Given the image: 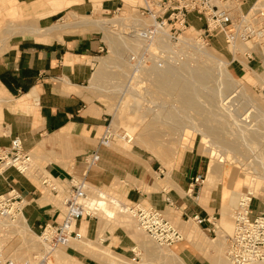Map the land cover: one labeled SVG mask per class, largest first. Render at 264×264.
Returning <instances> with one entry per match:
<instances>
[{
	"label": "crops",
	"instance_id": "0c3cea01",
	"mask_svg": "<svg viewBox=\"0 0 264 264\" xmlns=\"http://www.w3.org/2000/svg\"><path fill=\"white\" fill-rule=\"evenodd\" d=\"M238 1L244 12L254 2ZM129 2L0 0V147H8L20 137L36 161L35 172L50 176L64 193L72 189V180L85 178L89 197L92 190L105 191L127 205L155 207L175 219L180 215L186 223L196 222L194 217L199 216L204 220L196 222L200 231L213 235L222 218L223 195L232 186L222 192L221 184H214L200 198L196 196L198 185L210 179L206 156L191 150L181 154L173 167H166L130 146L132 142L116 140L109 147L99 146L110 114L91 92L90 82L108 44L100 30L71 19L104 18L122 12L126 5L139 10L138 3ZM12 20H16V28L6 29ZM188 22L194 29L205 26L195 13L188 16ZM95 150L100 161L89 167L87 156ZM38 174L30 177L15 168L7 169L0 175V196L14 188L24 200L28 226L39 235L46 226L62 223L65 212L42 189ZM196 178H200L198 183ZM260 203L258 210L252 208L253 215L262 211ZM74 229L83 238L97 241L102 231L100 218L85 216ZM104 231L115 250L132 248L133 240L122 227ZM71 243L68 250L90 258ZM178 249L186 264H215L186 244ZM90 261L98 263L92 257Z\"/></svg>",
	"mask_w": 264,
	"mask_h": 264
},
{
	"label": "rangeland",
	"instance_id": "374dc122",
	"mask_svg": "<svg viewBox=\"0 0 264 264\" xmlns=\"http://www.w3.org/2000/svg\"><path fill=\"white\" fill-rule=\"evenodd\" d=\"M129 1L144 6L143 0ZM255 3V8L264 9V0H254L252 6ZM238 4L240 3L238 2L234 6L237 7ZM239 15L240 13L236 12V16ZM107 20L109 22L111 21V23L116 22L115 25L117 27H108L109 29L102 28L99 22H105ZM134 20H140L142 25L152 23L150 18L141 17L139 10L129 5H126L121 14H112L104 18L82 16L71 19V21H80L84 24L86 22L89 24L92 23L90 24V26L94 27L92 29L100 30L104 41L108 44V50L100 59L94 78L90 82V90L99 102L107 108L110 114L108 124H112L110 127L111 130L114 133L118 132L117 134L120 136L130 132L128 136L131 137L133 143L130 146H134L139 151L158 159L166 167H173L181 154L191 150L198 151L200 154L206 156L210 162V166L214 164L213 166L215 167V172H213L215 177L211 176L208 183L211 185L221 184L220 190L222 192L228 186H232L231 191L236 196L232 200L231 205L229 204L227 211H225L226 214L222 212V218L221 216L219 217L221 219L217 221L216 232L213 235H206L200 231L194 221L186 223L180 215H178V219H175L172 215H165L180 230L185 238L184 241L173 247L158 244L139 228V224L132 213L120 212L119 208L114 207V210L117 212L115 218H109L100 211H95V215L100 218L102 231L97 241L88 239L92 246L86 245L85 249L90 254L87 255L81 248L76 247L86 253L87 256L95 259L98 263L91 262L88 257L83 258L79 254H75L73 251L68 250L67 247L56 249L59 250L60 254L64 255V264H106V257L94 253L96 251L94 249L100 247L109 249L110 253L113 252L112 255L118 254L119 258L133 264L143 260L144 264H181V260L175 257L171 258L167 253H171V251L179 252L178 248L186 244L190 249L201 253L204 259H209L215 264H229L227 260V249L230 243V237L234 233V214L241 197L250 192L253 196L259 198L254 200L253 209L258 210L260 208L259 203L261 202L262 211H264V49H261L264 47V40H259L262 43L261 48L258 44V39H253L247 44L248 48H254L253 50L256 53V55L254 54L256 61L252 62L250 66L244 56V52L237 53L239 50L244 51L246 49L244 45L236 42L237 44H235L239 47L234 48L232 44L230 49L234 53H237L232 54L225 42V36L223 34L215 38L212 44L207 45L201 39L202 32L199 28L186 29L179 39H170L169 41H164L165 37H167L166 34L169 35V29H165L159 33L156 41L150 45V51L145 52V42L141 39L142 31H140V37L130 40L132 32L135 29H142L137 24L136 26L132 25ZM15 21L12 20L13 24L9 23L5 28H16L15 26L17 24H15ZM95 21L99 22H96V24ZM118 28L119 30H117ZM144 52L147 54L146 61L138 70H134L130 63V56L133 54H144ZM233 58L239 62L243 61V65L246 63L244 69L238 62L231 64ZM224 61L229 62L227 65L228 70L243 87L235 88V86H232L228 92L222 89L221 83L225 80L216 73H218L217 69L222 68ZM166 70L174 71V73H177V77L183 78L185 81L189 80L187 83L190 80L193 81L190 82L192 85L188 84V86L195 88L194 94L197 93L194 96L196 98V104H193L194 107L184 103V95L182 96V94L184 92L186 93L185 90L172 89V92L169 90L171 89L170 87L161 88L158 85L159 74L169 72ZM198 70L213 71V73L215 72V76L211 75V82L201 81L200 83L196 79ZM179 74L180 76H178ZM205 85L210 89L208 87L206 89ZM211 92L214 94L213 97L210 96L212 95ZM203 96L206 98L204 99ZM234 97L237 98L236 103L239 108L234 104V99H236ZM205 100L207 102L204 105L201 102ZM210 102L213 103L211 104ZM163 105L164 108H162ZM168 108H171V112H168ZM247 108H250L252 112L253 124L251 125L243 122L242 118L244 114L248 113L249 109ZM154 111L161 117H154ZM178 117L181 118L179 119ZM168 118H170L171 122H169ZM146 123L149 125H146ZM115 126L118 128L117 130L114 129ZM183 131H186L185 140H182L181 133ZM208 139L211 141L214 139L213 141L219 143L216 145ZM230 141L238 142L237 150H224V147L227 148L225 145L226 142ZM223 143L224 147H222ZM213 148L219 151L222 157H214L211 154L214 151ZM36 167L37 164L33 157L32 169L28 173L30 177L36 173L38 174V171L35 172ZM42 174L39 171L37 176L40 179L39 182L41 181ZM208 183L204 184L205 186L202 185V187H205L203 194L208 192V187L206 186ZM40 185L46 193L54 198L56 204L61 206L65 212L64 195L60 193L56 197V193L45 188L42 185V181ZM260 190H262L263 195H255ZM102 192L106 194L105 191ZM196 196L198 195L196 194ZM98 197L99 193L96 190H92L90 200H96ZM115 197L119 198L117 196H107L106 199L109 201L110 199H115ZM20 216L16 221H18ZM103 218L108 220L106 224ZM7 222L9 221L0 223V245L4 246L7 254L15 260L24 262L33 259L34 256L42 254L47 249L41 239L36 236L27 235V238L31 239L28 240L26 236L22 237L16 234L13 226H10V224H7L8 226L5 225ZM116 227H122L133 240V246L129 250H115L109 244L111 242L107 241L104 230L109 229L113 232ZM74 242L78 241H72L71 244ZM51 261L52 264H59L54 254Z\"/></svg>",
	"mask_w": 264,
	"mask_h": 264
},
{
	"label": "built area",
	"instance_id": "2783aa9c",
	"mask_svg": "<svg viewBox=\"0 0 264 264\" xmlns=\"http://www.w3.org/2000/svg\"><path fill=\"white\" fill-rule=\"evenodd\" d=\"M144 6H140L139 12L141 17L150 18L151 24L142 25L140 20H134L133 26L142 28L141 39L145 42V52L150 51L152 45L159 33L165 29H169V35L166 34L165 40L179 39L180 36L188 29V16L192 13L198 15L200 21H204L205 26L200 31L201 39L204 43L210 45L219 35L225 36V42L230 49L234 42L242 44L246 47L244 56L248 65L256 58L254 48H248L247 44L258 39L260 48L264 40V9L258 8L256 3L245 13L242 5L238 0H143ZM240 3L235 7L236 3ZM225 3V4H223ZM236 12L240 13L236 16ZM121 14L116 12L114 14ZM119 16V15H117ZM139 24V25H138ZM111 28L117 27L113 23ZM135 27V28H138ZM119 30V28L117 29ZM123 32V31H122ZM206 45V46H207ZM249 49V50H248ZM262 50L264 47L261 48ZM133 54L130 56V63L134 70H138L146 61V53ZM234 53V54H237ZM238 62L241 67L244 65L232 59V63ZM135 75V74H134ZM236 98V97H234ZM237 98L234 99V104ZM238 107V105H237ZM239 108V107H238ZM248 115L242 116L243 122L253 124L251 109ZM246 110V109H245ZM109 123L99 140L100 147H109L116 140L128 141L132 139L127 134L120 136L111 130ZM89 167L95 166L100 161V155L97 150L91 152L87 156ZM33 156L25 150L23 140L20 137L13 139L8 147H0V175H3L7 169L15 168L20 173L28 174L32 169ZM42 185L52 192L64 195V206L66 212L64 221L60 224L48 225L40 235L45 245L49 246V250L45 249L42 254L34 256L33 259L20 262L7 254L5 247L0 245V264H52V251L54 248L68 247L71 240H79L82 235L75 231L74 225L85 216L92 217L97 211V206L91 203L89 197L90 186L85 178L80 180H72V189L68 193L62 192L54 180L44 175L41 178ZM200 178H196L198 183ZM197 197L200 196L202 185H198ZM102 197V194H99ZM255 199L250 192L241 197L234 214L235 228L234 233L230 237V243L227 249V258L231 264H257L264 262V211L257 215H253V203ZM112 203L116 200V206L133 214L139 226L143 231L151 236L158 244L166 247H173L184 241V235L180 230L165 216V214L155 208L146 207L142 204L127 205L117 199H110ZM114 200V201H113ZM261 201V200H260ZM24 200L22 196L14 189L3 196H0V223L6 221L13 222L20 215H24ZM194 220L202 224L199 216H195Z\"/></svg>",
	"mask_w": 264,
	"mask_h": 264
},
{
	"label": "bare ground",
	"instance_id": "6f19581e",
	"mask_svg": "<svg viewBox=\"0 0 264 264\" xmlns=\"http://www.w3.org/2000/svg\"><path fill=\"white\" fill-rule=\"evenodd\" d=\"M40 4V3H39ZM40 6V5H39ZM36 7H37V4H36ZM92 20V19H91ZM96 22H99V21H95V23ZM86 23H88V22H86ZM95 23H93V24H95ZM99 23H101V27L102 28H107V29H109L111 26H110V24H111V21L109 22L108 20L107 21H105V22H99ZM116 22H113V25L115 24ZM90 24H92V23H90ZM97 24V23H96ZM98 25H100V24H98ZM123 25V24H122ZM100 27V26H99ZM109 27V28H108ZM192 27L190 26V27H188V29H191ZM134 31H136V32H134ZM133 32H132V35H131V37H130V40H133V39H135V38H138V37H140L141 36V29H135ZM143 34V33H142ZM236 42H234L233 43V46H234V48H238L239 46L238 45H236L235 44ZM205 55H207V54H205ZM228 63L229 62H227V61H224L223 63H222V68H219V69H217L218 70V73H216V74H218V75H220L222 78H224V82H222L221 83V85H222V89H224L226 92H228L229 90H230V88H232V86L234 87L235 86V88H238V87H243L242 86V84H240L239 83V81H237L235 78H234V76L230 73V71L228 70V68H227V65H228ZM241 63H243V61L241 62ZM244 65H246V63H244ZM170 69H172V68H170ZM173 70H175V69H173ZM166 71H169V70H166ZM213 71H214V69H213ZM213 71L211 72V71H208V70H206V71H203V70H198L197 71V81H200V83H201V81H204V82H207V81H210L211 79H212V77H211V75H213V76H215L214 74H215V72L213 73ZM162 72V71H161ZM157 73V72H156ZM159 73V72H158ZM179 73V72H178ZM196 74V73H195ZM158 75V74H157ZM178 76H180V74L178 75ZM152 77V76H151ZM158 77V76H157ZM194 80H195V78L193 77V76H191ZM195 77H196V75H195ZM175 78H176V81H175ZM192 79V80H193ZM158 85H160V87L161 88H168V87H170L171 89H169V90H171L172 91V89L173 90H175V89H177V90H185L186 91V93L184 92V94H182V96H183V99H184V103H186L187 105H189V106H193V104L195 103L196 104V102H195V100H196V98L194 97L196 94H194L195 93V91H194V89L195 88H193V87H189L188 86V84H191L190 82H193V81H191L190 80V82L189 83H187L189 80H184L183 78H180V77H177V73H174V71H169V72H162V73H160L159 74V77H158ZM223 80V79H222ZM214 81V80H213ZM212 81V82H213ZM203 82V83H204ZM211 82V81H210ZM199 83V82H198ZM199 83V84H200ZM204 84H206V83H204ZM210 84V83H209ZM192 85V84H191ZM197 86V85H196ZM195 87V86H194ZM198 87V86H197ZM201 87V86H200ZM205 87H206V85H205ZM208 87V86H207ZM207 87H206V89H207ZM210 87H211V85H210ZM201 88H203V87H201ZM209 88V87H208ZM126 89V88H125ZM159 89V88H158ZM210 89V88H209ZM71 90H73V89H71ZM201 90V89H200ZM212 90H213V88H212ZM215 90V89H214ZM221 90V89H220ZM180 91V92H181ZM201 91H203V90H201ZM233 91V90H232ZM165 92V91H164ZM173 92V91H172ZM208 92V91H207ZM156 93V92H155ZM205 93V92H204ZM218 93V92H217ZM124 94V93H123ZM158 94V93H157ZM160 94H161V92H160ZM199 94V93H198ZM203 94V93H202ZM206 94V93H205ZM210 94V93H209ZM211 94L212 95H210L211 97H213L214 96V94H213V92H211ZM163 95V94H162ZM169 95V94H168ZM237 95V94H236ZM240 95V94H239ZM169 96H171V95H169ZM218 96V95H217ZM234 96V95H233ZM241 96H242V94H241ZM211 97H209L210 99H211ZM240 97V96H239ZM203 98L205 99L206 97H204L203 96ZM167 99V98H166ZM182 99V98H181ZM213 99V98H212ZM216 99V98H215ZM243 99V98H242ZM166 101V100H165ZM178 101V100H177ZM213 101V100H212ZM164 102V101H163ZM200 102V101H199ZM205 102H207L206 100L204 101V102H201V103H203L204 105H205ZM214 102V101H213ZM212 102V103H213ZM167 103V102H166ZM165 103V104H166ZM211 103V102H210ZM211 103V104H212ZM159 104V103H158ZM169 104V103H168ZM180 105H183V104H180ZM161 106V105H160ZM199 106V105H198ZM203 106V105H202ZM215 106V105H214ZM249 106V105H248ZM185 107V106H184ZM194 107V106H193ZM218 107V106H217ZM162 108H164V105H163V107ZM167 108V107H166ZM196 108V107H195ZM179 109V108H178ZM210 109H211V107H210ZM116 110V109H115ZM168 112H171L170 110H171V108L169 109L168 108ZM183 110V109H182ZM214 110V109H213ZM219 110H220V108H219ZM155 111H157V110H155ZM154 111V114H153V116L154 117H157L158 115H157V112H155ZM207 111V110H206ZM218 111V110H217ZM216 111V112H217ZM148 112V111H147ZM151 112H153V111H151ZM166 112V111H165ZM173 112V111H172ZM213 112V111H212ZM117 113V112H116ZM121 114V113H120ZM152 114V113H151ZM117 115H118V113H117ZM116 114H115V116H117ZM176 115H177V113H176ZM225 115V114H224ZM190 116V115H189ZM255 116V115H254ZM159 117V116H158ZM161 117V116H160ZM159 117V118H160ZM170 117H172V116H170ZM177 117V116H176ZM184 117V116H183ZM187 117V116H186ZM193 117H194V115H193ZM218 117V116H217ZM223 117H225V116H223ZM117 118V117H116ZM179 118V117H178ZM181 118V117H180ZM179 118V119H180ZM212 118V117H211ZM221 118V117H220ZM227 118V117H226ZM154 119V118H153ZM163 119V118H162ZM166 119V118H165ZM169 119V122H171L170 121V118H168ZM174 119V118H173ZM207 119V118H206ZM214 119V118H213ZM212 119V120H213ZM150 120V119H149ZM152 120V119H151ZM159 120V119H158ZM195 120V119H194ZM211 120V119H210ZM210 120H209V122H210ZM198 121V120H197ZM144 122V121H143ZM151 122V121H150ZM182 123H183V121H181ZM194 123V122H193ZM141 124H143V123H141ZM148 123H146V125H147ZM223 124V123H222ZM149 125V124H148ZM180 125V124H179ZM155 127V126H154ZM204 128V127H203ZM208 128V127H207ZM114 129L115 130H117L118 128L115 126L114 127ZM215 130V129H214ZM219 130V129H218ZM258 130V129H257ZM210 131V130H209ZM221 131H222V129H221ZM255 131V130H254ZM263 131H264V129H263ZM228 132V131H227ZM212 133V132H211ZM263 133V132H262ZM128 134H130V132L128 133ZM127 134V135H128ZM182 140H185L186 139V131H183L182 133ZM224 134V133H223ZM125 135V134H124ZM205 135L207 136V134L205 133ZM209 135V134H208ZM214 135V134H213ZM260 135V134H259ZM264 135V134H263ZM215 136V135H214ZM214 136H211V137H214ZM181 137V136H180ZM252 137V136H251ZM208 138V137H207ZM214 138H217V137H214ZM212 139V138H211ZM211 143H214V144H216L217 145V143H219V142H215V141H211L210 139H208ZM216 140V139H215ZM224 140H225V138H224ZM218 141V140H217ZM222 141V140H221ZM228 141V140H227ZM253 141V140H252ZM132 142V141H131ZM260 142V141H259ZM225 143V142H224ZM224 143L222 144V147H224ZM226 147L227 148H225L224 147V150H226V151H228L229 149H232V150H237L238 149V142H236V141H230V142H226ZM218 146H221V145H218ZM214 149V151H213V153H211V154H213V156L214 157H222V154L221 153H219V151H217L215 148H213ZM264 151V150H263ZM212 152V151H211ZM214 164H211V166H210V168H209V178H211V175L213 174V172H215L214 170H215V167L213 166ZM206 184V183H205ZM205 186V185H204ZM202 187V191H201V194H200V197H201V195L203 194V192H204V188L205 187ZM207 187H208V189L210 188V186H211V184H207L206 185ZM235 191V190H234ZM255 191H256V189H255ZM104 193V192H103ZM102 193V197H98V199H96V200H93L91 203H94V204H96V206H97V211H100L103 215H105V216H107V217H109V218H115L116 216H117V212L114 210L115 208H119V210H120V212H126L127 213V211L126 210H124V209H121L120 207H118V206H116L115 204L117 203L116 202V200L114 201V203H112V201L111 200H107L106 198H107V194L105 195V194H103ZM255 195H263V192H262V190H260V191H257V193L255 194ZM59 195H56V197H58ZM236 195L235 194H233L232 193V191L231 190H228V191H226L225 193H224V195H223V212H224V214H226V212L225 211H227V209H228V207H229V204L231 205V203H232V200L234 199V197H235ZM199 197V198H200ZM236 200V199H235ZM231 201V202H230ZM116 202V203H115ZM234 203V202H233ZM115 207V208H114ZM65 212H66V210H65ZM25 215V214H24ZM7 224H10V226H13V228H14V231L16 232V234H18V235H21L22 237L24 236H26V238H27V235H30V236H36L37 238H39V239H41L42 240V237L41 236H39L38 234H36V233H34L31 229H30V227L28 226V224H27V220H26V218L23 216V215H21L20 216V218L18 219V221H13V222H7L5 225H7ZM198 225V224H197ZM8 226V225H7ZM139 228L141 229V230H143L140 226H139ZM151 237V236H150ZM152 238V237H151ZM28 239V238H27ZM28 240H31V239H28ZM27 240V241H28ZM83 240V241H82ZM25 241V240H24ZM75 241V240H74ZM76 241H78V242H74L73 244H71V245H75V247H79V248H81L84 252H86L87 253V255H89L90 254V252H88L85 248H86V245L87 246H92L91 245V242L90 241H88V239L87 238H81V239H79V240H76ZM214 241V240H213ZM82 243V244H81ZM70 245V244H69ZM84 245V246H83ZM162 246V245H161ZM46 248L49 250L50 248H49V246L48 245H46ZM93 248H95V247H93ZM56 248H54L53 249V251H52V256H53V254H54V256H55V258H56V261L59 263V264H64V255H62V254H60L59 253V250L58 249H56ZM94 250H96L94 253L95 254H97V255H100V256H104V257H106V264H133V263H129V262H127L126 260H124V259H121V258H119V255L118 254H114V255H112V253L113 252H111L110 253V250L109 249H107V248H104V247H100V248H95ZM163 252V251H162ZM164 253H166L165 251H164ZM168 255H169V257H175V258H178L179 260H181V264H186L185 262H184V260H183V258H181V256L179 255V252L177 251V252H173V251H171V253H167ZM171 254V255H170ZM162 255L164 256V254L162 253ZM167 256V255H166ZM91 258V257H90ZM167 258V257H166ZM227 260H228V262H229V264H231L230 263V261H229V259L227 258ZM52 262V261H51ZM134 264H144V260L143 261H140V262H137V263H134ZM257 264H264V262L263 263H257Z\"/></svg>",
	"mask_w": 264,
	"mask_h": 264
}]
</instances>
